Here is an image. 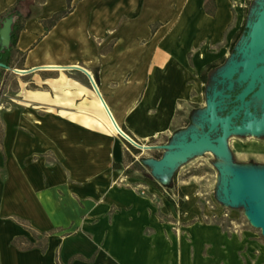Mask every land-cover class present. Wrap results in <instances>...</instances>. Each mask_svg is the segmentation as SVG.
I'll use <instances>...</instances> for the list:
<instances>
[{"label":"crops","instance_id":"1","mask_svg":"<svg viewBox=\"0 0 264 264\" xmlns=\"http://www.w3.org/2000/svg\"><path fill=\"white\" fill-rule=\"evenodd\" d=\"M205 1L72 0L73 10L46 32L42 19L68 0H0V26L16 6L24 16L16 46L27 50L26 68L53 80L31 90L32 105L1 115L0 264H59L58 251L65 264H264L263 243L219 223L196 221L188 237L177 233L161 217L176 209L165 192L113 167L127 144L106 104L147 142L186 126V105L206 97L202 68L228 57L247 0H216V14ZM192 69L200 89L187 81ZM136 179L147 184L127 181ZM17 217L65 229L46 251L20 249L14 236L32 235ZM74 253L95 258L69 263Z\"/></svg>","mask_w":264,"mask_h":264},{"label":"rangeland","instance_id":"2","mask_svg":"<svg viewBox=\"0 0 264 264\" xmlns=\"http://www.w3.org/2000/svg\"><path fill=\"white\" fill-rule=\"evenodd\" d=\"M261 5H264V0H253L249 11L250 25L247 26L239 46L233 52L228 51L229 61L213 73V83L207 87L206 97L200 96L199 106L186 105L187 113L191 117L190 123L174 131L170 137L167 136L166 138L169 140L163 137L156 140L155 143H158L159 140H162L161 142L190 140L207 129L214 117L213 103L209 98L213 94L214 84L220 80L222 74H226L233 69L234 61L232 60L235 59L236 61V59L241 58L240 48L244 45L245 48L249 46L252 39L250 33L253 29L251 25ZM112 44L113 41L107 45V48L111 47ZM224 45L225 39L218 44L219 48ZM20 58V55H16L15 61ZM15 68L3 70L2 66H0V130L3 126L1 121L3 112L12 108L32 105L33 96L31 90L37 88L45 89L53 83V80L49 78V76H52L50 72H22L15 70ZM239 68V71L235 74L236 89L238 90L243 88L249 79L245 68L242 66ZM178 74L180 73L178 72ZM81 78L84 86L88 89V79L83 76ZM187 81L200 89L201 80L197 70H190ZM88 93L91 95V90H88ZM262 97H264V94L255 95L251 106L253 112L258 111L259 119L263 116ZM253 103L258 105L257 108ZM247 119L252 120L251 123L253 125L255 124L253 116L248 115ZM239 121L240 118L238 119ZM249 128L238 129L228 124L229 133L225 136L223 145L220 148H202L192 152V155L180 161L174 167L167 182H162V179L155 175L161 183L171 187L172 192L166 190L165 195L167 197L171 195L177 201L175 212L162 215L168 223L175 227L177 233H184L188 237L189 235L185 233V229L191 223L207 220L221 224L229 232H239L250 239L264 244L263 228L253 224L251 219V213L254 210L256 201L248 196L238 203H233L225 199L223 193V182L227 175L233 177L237 172H240L248 177H264V131L255 132ZM1 136L0 134V138ZM142 149V153L137 155V158L144 162L146 157L153 156L152 152L158 150L165 152V148L159 146ZM127 181L130 184H147L137 179ZM174 183L184 189L183 204H180L181 195L174 192ZM141 188H143V185H141ZM147 230L151 231L152 228H147Z\"/></svg>","mask_w":264,"mask_h":264},{"label":"water","instance_id":"3","mask_svg":"<svg viewBox=\"0 0 264 264\" xmlns=\"http://www.w3.org/2000/svg\"><path fill=\"white\" fill-rule=\"evenodd\" d=\"M248 18L247 26L250 25ZM14 18L13 16H8L4 22L3 26L0 28V34L2 39V45L3 46H9L11 43L12 38V25H13ZM253 29L251 31L252 39L249 43V46L245 48V45L240 48L241 52V58L232 60L234 61L233 69L226 73L222 74V77L219 81H216L214 84V91L213 94L209 96L210 100L213 103V111H214V117L212 118L209 126L205 131H203L199 136L190 139V140H182V141H173L171 140L166 143H160V144H148V143H141L138 140H136L132 135H130L127 131H125L122 127L121 129L117 128L119 132L129 141L134 143L135 145L141 147V148H151L154 146H159L165 148L164 155L161 158H155V157H146L145 162L150 164L152 166V172L154 175L159 176L162 179V182L164 181L163 177L156 172V167L153 165L151 161L159 160L165 157L168 153L172 151H183V150H190L189 155L179 160L176 165L182 161L188 158L190 155H192V152H195L196 150L202 149V148H220L223 145L225 136L229 133L228 124L231 125V127H236L238 129H244L249 128L252 129L255 132L264 131V97H262V110H263V116L259 119L258 111L253 112L251 110L253 97L255 95H262L264 94V5H261V8L258 10L257 14L255 15V19L252 22ZM244 34L242 38L240 39L239 43L243 39ZM239 43L237 44L236 48L239 46ZM243 54V55H242ZM229 61V59L226 61V63ZM224 63L223 65H225ZM223 65H221L218 69H220ZM0 66L10 68L5 62L0 61ZM242 66L245 68L246 72L248 73V81L244 85L243 88H241L235 95L233 94V90L236 89V72L239 71V67ZM15 70L27 72L29 69L27 68H19L16 67ZM90 74V73H89ZM94 83L95 79L92 74H90ZM238 80V79H237ZM222 96H221V95ZM225 95V96H224ZM220 96V97H219ZM219 98V99H217ZM231 107V110L227 113H223L225 109H227L230 105V103H233ZM255 107L257 108V104L253 103ZM255 108V109H256ZM253 116V122L254 125L251 123L250 120L247 119V116ZM240 118V121L238 122V119ZM253 125V126H251ZM175 165V166H176ZM173 166L171 168V172L174 169ZM171 175V173H170ZM170 177V176H169ZM169 179V178H168ZM236 179H240V181H247L249 183L250 180H257V179H264L262 176H253L248 177L240 172H237L233 177L227 175L225 177V180L223 182V193L225 196V199H227L230 202H236L238 203L242 199L249 196V198H253V194H244L242 197H238L234 199V193L235 189L233 188L234 183L236 182ZM239 181V180H238ZM250 187L252 189V192L259 197H261L264 201V188L258 187L257 185L250 183ZM256 204L254 207L253 212L251 213V219L252 215L256 213ZM258 216L262 219V224L258 225L263 228L264 233V208L263 210L258 213Z\"/></svg>","mask_w":264,"mask_h":264},{"label":"trees","instance_id":"4","mask_svg":"<svg viewBox=\"0 0 264 264\" xmlns=\"http://www.w3.org/2000/svg\"><path fill=\"white\" fill-rule=\"evenodd\" d=\"M68 2H69V4L67 7L54 12V14L50 17L42 19V22L44 24L46 32L49 31L58 22V20H60L64 16L68 15L73 10L72 0H68ZM252 3H253V0H247V5L245 7V18H244L243 23L239 27V29L236 31V33H235V35L231 41V44H230V51L231 52H233L236 49L237 44L239 43L240 39L242 38V36H243V34L247 28L249 11H250V6ZM205 8H206L208 13L216 14V12H217L216 0H206L205 1ZM18 11H19V9L16 6V7H14L13 10L8 11L6 14L3 15L2 23L4 22V20L8 16H13V18H14L13 25H12V38H11V43L9 46H3L2 45V39H1V34H0V61L5 62L8 66H10V68H12V67L26 68L25 59H26L27 50L19 49L16 46L17 40L19 38V35H20L22 28L24 27V22H25L24 16L22 14L18 13ZM159 24H160V21H156L152 24L153 32L158 28ZM16 55L21 56V58L18 61H15ZM227 60H228L227 56H222L218 59H215V60H212V61L206 63L203 66L201 77L205 83L204 84L205 92L207 90V87L211 83H213V79H212L213 73L221 65L226 63ZM2 69L7 70V67L2 66ZM238 91H239L238 89H234L233 94L235 95ZM233 104H234V102L230 103L229 107L227 109H225L223 113L225 114L228 111H230ZM189 123L190 122H188L187 124H189ZM123 129L125 131H127L130 135H132L139 142L145 143L143 141H140L138 138H136L131 133V131L129 129H127L125 126H123ZM158 139L159 138L153 136L147 141V143L148 144L166 143L164 141L155 143V141ZM165 139H167V138H165ZM124 140L127 144L125 156H124L123 160H115L113 162V167L115 169H123V172L125 175L136 177V178H141V179L145 180L146 182L157 186L159 189H161L164 192H166V190H169L172 192L171 187L165 186L163 183H161L155 177V175L153 174V172L151 170L150 164L142 161L140 158H137V155L142 153L143 149L141 147L135 145L134 143H132L131 141H129L126 138H124ZM167 140H169V139H167ZM152 153H153L152 157H155V158H161L164 155V152H162L161 150H158V151H155ZM174 192L181 195L180 204H183L184 203V199H183L184 192L177 183H174ZM168 197L174 204H177V201L173 196L169 195ZM162 215L163 214H161V217L163 218ZM17 220L20 223H22L26 228H28L31 232V235H32V236H30L28 234L22 233V234H18L16 236H14V238L12 239V243L20 249H30V248L39 247L42 251H46L48 249L50 237L54 233L65 229V227H62V226L61 227H53L50 229H40V228H37L36 226H34L30 222V220H28L26 218L17 217ZM69 233H70L69 231L64 232V234H69ZM77 258L92 261L95 258V254H93L91 257H87L82 253H74L70 257L69 263L73 262ZM57 260H58L59 264H65L64 262L61 261L59 251L57 252Z\"/></svg>","mask_w":264,"mask_h":264},{"label":"bare ground","instance_id":"5","mask_svg":"<svg viewBox=\"0 0 264 264\" xmlns=\"http://www.w3.org/2000/svg\"><path fill=\"white\" fill-rule=\"evenodd\" d=\"M106 106L108 107V110L111 114V117L113 118V125H115L117 128L121 129L120 127H122L116 120L114 114L112 113V111L110 110L109 106L106 104ZM189 151L188 149L183 150V151H172L170 153H168L165 157H163L162 159L159 160H154L151 161L153 163V165L156 167V172L159 173L164 181H167L170 173H171V168L173 166L176 165V163L181 160L184 159L186 157V155H189ZM239 180V181H238ZM236 179V182L234 183L233 188L235 189V193H234V199L238 198V197H242L244 194H249L252 193L253 194V198H255L256 201V213H254L252 215V223L255 225H261L262 224V219L261 217L258 216L259 211L261 212L264 208V201L261 197H259L258 195L254 194L252 192V189L250 187V183H253L255 185H257L258 187L264 188V179H257V180H250L249 183L247 181H240V179Z\"/></svg>","mask_w":264,"mask_h":264}]
</instances>
